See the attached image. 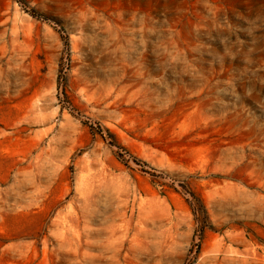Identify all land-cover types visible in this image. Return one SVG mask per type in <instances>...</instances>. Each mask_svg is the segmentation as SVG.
Returning a JSON list of instances; mask_svg holds the SVG:
<instances>
[{
    "label": "rangeland",
    "instance_id": "obj_1",
    "mask_svg": "<svg viewBox=\"0 0 264 264\" xmlns=\"http://www.w3.org/2000/svg\"><path fill=\"white\" fill-rule=\"evenodd\" d=\"M0 264H264V0H0Z\"/></svg>",
    "mask_w": 264,
    "mask_h": 264
}]
</instances>
